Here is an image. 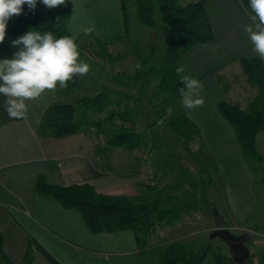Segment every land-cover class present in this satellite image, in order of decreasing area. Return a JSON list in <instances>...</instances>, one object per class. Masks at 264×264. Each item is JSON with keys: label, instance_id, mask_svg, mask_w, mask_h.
Returning <instances> with one entry per match:
<instances>
[{"label": "crops", "instance_id": "obj_1", "mask_svg": "<svg viewBox=\"0 0 264 264\" xmlns=\"http://www.w3.org/2000/svg\"><path fill=\"white\" fill-rule=\"evenodd\" d=\"M178 1L184 4L191 0ZM74 3L76 10L72 0H68L66 6L55 7L69 10L65 27L77 35L82 26H94L96 38L92 34L89 37L96 47L95 39H99L106 43L105 46L123 54L124 61L119 59L125 62L124 67L117 72L124 77L113 75L122 85L124 78L134 74L136 69L133 50L124 48L122 0H74ZM204 9L214 30L213 39L194 44L177 59L178 67H185V75L203 83L204 104L188 110L183 108L180 98L179 105L199 128L201 162L209 167L208 172L211 173V168L223 179L222 185L235 220L242 222L251 217L259 202L253 171L245 161L234 128L217 108L218 101L225 94L218 73L233 64L236 66L242 55L253 53L244 30L246 25L253 23L252 14L242 0H205ZM38 10L48 16L50 8L39 0ZM131 28L138 29V26L133 24ZM112 53L110 50L109 55ZM0 59L6 58L0 55ZM61 99L58 87L46 91L38 99L28 102L26 118L10 119L4 107L5 97L0 95V232L4 237L5 264H22L30 239L35 241L32 244V264L155 261L159 243L173 239L163 233V238L156 235L158 226L150 236L152 244L143 255H139L131 229L93 232L77 209L64 207L54 197L36 189V179L42 176L56 184L89 182L97 191L106 194L143 195L149 192L150 185L142 168V151L127 146H108L107 139L113 128L109 130L106 123L98 134L93 128L63 136L37 131L46 106ZM148 153L161 184L175 183L172 168L151 151ZM199 264L219 263L212 253H208Z\"/></svg>", "mask_w": 264, "mask_h": 264}, {"label": "trees", "instance_id": "obj_2", "mask_svg": "<svg viewBox=\"0 0 264 264\" xmlns=\"http://www.w3.org/2000/svg\"><path fill=\"white\" fill-rule=\"evenodd\" d=\"M204 1L191 0L182 4L178 0H122L125 15L124 36L131 42L136 43L130 25L131 3L135 6V16L140 22L156 26L155 14L158 9L160 18L167 26L165 46L157 63L147 64L151 62L153 56L137 47L133 53L136 56V65L139 63L141 67L126 77L130 83L135 82L138 85L137 92L140 97L147 93L155 77L157 82L153 85L151 98L158 99L156 110L160 114H165L168 108L172 109V115L168 119L169 127L185 141L199 138L200 132L197 125L179 107L181 98L179 89L183 84L176 74L177 59L194 44L209 42L214 37L213 27L204 9ZM242 2L253 16L248 0ZM38 4L39 0L34 12L28 5H24L23 13L9 20L5 41L0 44L1 56L7 58L17 51L18 49L12 47L11 41L30 30H38L41 33L51 31L57 38L62 35H74L65 27V19L69 13L67 8H51L48 16H43L38 10ZM84 36L86 35L82 32L78 34L76 42L79 49L83 47L80 40ZM92 36L96 38L93 33ZM95 43L102 49L106 45L99 39H95ZM237 63L236 66L233 64L218 73L224 92L227 94L232 82L235 81L237 84V80L243 79L255 88V92L243 106L235 99L225 97L218 101L217 108L233 126L245 161L253 174L259 171V182L264 187V155L258 151L256 144L257 133L264 129V61L255 53H250L242 55ZM117 76L124 77L123 74ZM77 85L75 77L68 82L66 88H75ZM112 93L124 96L126 101L134 99L136 95L134 92L129 94L119 87L103 86L95 94L82 95L73 101L54 100L44 109L37 131L63 136L93 128L98 134L106 121L118 118L123 125L113 128L107 145L140 147L142 136L134 129L131 120L137 111L136 108L126 104L124 109H117L116 106L123 102L119 97L113 100L116 106H111ZM103 111H106L104 116L94 115ZM167 166L173 168L172 165ZM35 187L57 199L64 207L77 209L85 225L93 232L131 229L135 235L139 255H143L152 244L150 236L155 233L159 224L164 222L170 224L180 220L183 212L197 208L200 199H205L204 194L200 193L202 188L196 181L187 180L186 176L179 182L150 186L149 192L143 195L106 194L97 191L89 182L56 184L42 176L36 179ZM212 210L220 215L217 208ZM253 229L257 230L258 226L254 225ZM212 231L217 232V229L213 228ZM34 242L33 239L29 240L22 264H32ZM3 243L4 237L0 232V260L7 259ZM208 253H212L219 264H238L232 256L229 257L222 251L220 245L213 248L210 241L194 245L192 241L177 238L162 240L159 243V253L155 261L135 264H199ZM46 255L51 258L49 254ZM260 263L264 264V250Z\"/></svg>", "mask_w": 264, "mask_h": 264}, {"label": "rangeland", "instance_id": "obj_3", "mask_svg": "<svg viewBox=\"0 0 264 264\" xmlns=\"http://www.w3.org/2000/svg\"><path fill=\"white\" fill-rule=\"evenodd\" d=\"M134 7V4L131 3L129 9L131 11L130 25L137 24L138 26V29L132 28V36L136 38V43L126 38L124 40V48L132 51L138 47L140 50L151 53L153 59L151 57V62L147 64L153 65L160 59L164 49L167 26L160 18L158 9L155 14L157 25L153 27L152 25L140 22L136 18ZM80 42L83 45L79 49L81 53L80 59L90 65V71L85 76L76 77L78 85L75 88H60L58 86L61 100L73 101L82 95H93L101 90L103 86L119 87L129 94L134 92L136 94L135 98L130 101H126L122 95L112 93L110 95L112 101L119 97L123 102L119 106H116L114 101L110 103L112 104L111 106H116L119 110L124 109L126 104L136 108L137 111L131 117V120L133 121L134 129L142 136L141 145L137 149L146 153L147 156H145L149 159L148 163L152 171L155 172V167L148 151H151L156 158L160 157V160L164 164L172 165L173 168L171 170L175 175L176 182L181 181L186 176L187 180L196 181L198 186L202 188L200 193L204 194L205 199H200L197 208L189 212H183L181 219L178 221L170 224L167 222L159 224L156 235H161L163 238V233L165 234L164 236L170 238L192 241L194 245H201L210 241L213 244V248L220 245L222 251L229 257L232 256L230 251L231 246L239 242L248 246L250 256L247 261L243 263L238 262V264H261L260 257L264 250V187L259 182V171L253 174V182L259 202L258 206L249 219L242 222L236 221L228 203L226 191L222 185L223 179L219 177L218 173L212 171L211 168V173L208 172L209 167L205 166L200 160V154H202L200 141L202 137L199 136V138L185 141L170 129L167 113L160 114L156 110L158 99L151 98L153 85L157 82L155 77L150 83L147 93L140 97L137 92L138 85L135 82L130 83L129 80L124 78V83L119 85L118 81L113 77L115 73L116 75L119 74L117 71L122 70L124 67L125 62H123V54L120 51L112 50L108 45L104 46V49L99 46L96 47L93 40L90 41L89 36L84 37ZM110 50L113 52L112 55H109ZM119 58L123 61H120ZM243 80H237V84H235V81L232 82L227 94L224 92L223 98L229 97L238 101L242 106L245 105L254 94L255 88ZM105 113L106 111H103L94 115L104 116ZM105 123L109 130L123 125L118 118L114 121H106ZM256 144L258 151L264 155V129L257 133ZM159 183L161 182L158 180L156 185ZM148 185L156 186L149 183ZM212 208H217L222 217L217 215ZM255 222L256 224H253ZM254 225L258 226L257 230L253 229ZM213 228H216L217 232H213ZM0 264H5V260L1 259Z\"/></svg>", "mask_w": 264, "mask_h": 264}, {"label": "clouds", "instance_id": "obj_4", "mask_svg": "<svg viewBox=\"0 0 264 264\" xmlns=\"http://www.w3.org/2000/svg\"><path fill=\"white\" fill-rule=\"evenodd\" d=\"M48 8L67 5L68 0H40ZM38 0H0V44L5 41L9 20L23 13L24 5L33 12ZM72 3L75 5L74 0ZM252 13V24L245 26V32L252 44V52L264 61V0H248ZM72 30L71 28L69 29ZM94 26H82L77 35H62L57 38L51 31L41 33L30 30L11 41L18 49L11 58L0 59V95L5 97L4 107L10 119L26 118L28 102L38 99L46 91L58 86L66 88L68 82L77 76H85L90 65L80 59L77 44L78 33L90 36ZM141 66L137 63L136 68ZM184 66L176 68L183 87L179 89L183 108L194 110L202 107L201 95L204 85L197 78L185 75ZM172 115V109H167Z\"/></svg>", "mask_w": 264, "mask_h": 264}, {"label": "water", "instance_id": "obj_5", "mask_svg": "<svg viewBox=\"0 0 264 264\" xmlns=\"http://www.w3.org/2000/svg\"><path fill=\"white\" fill-rule=\"evenodd\" d=\"M230 251L233 259L239 263L245 262L250 255V250L246 246H239L238 244L231 246Z\"/></svg>", "mask_w": 264, "mask_h": 264}, {"label": "built area", "instance_id": "obj_6", "mask_svg": "<svg viewBox=\"0 0 264 264\" xmlns=\"http://www.w3.org/2000/svg\"><path fill=\"white\" fill-rule=\"evenodd\" d=\"M142 164H143V169L146 173V177H147V183L152 184V185H156L158 183L157 177L155 175V172L152 171V168L150 167V164L148 163L149 160L147 159V157L145 156L144 151H142Z\"/></svg>", "mask_w": 264, "mask_h": 264}, {"label": "flooded vegetation", "instance_id": "obj_7", "mask_svg": "<svg viewBox=\"0 0 264 264\" xmlns=\"http://www.w3.org/2000/svg\"><path fill=\"white\" fill-rule=\"evenodd\" d=\"M235 244H237V243H235Z\"/></svg>", "mask_w": 264, "mask_h": 264}]
</instances>
